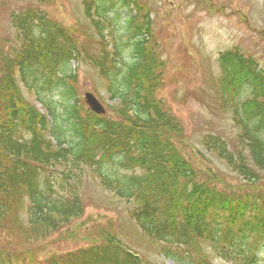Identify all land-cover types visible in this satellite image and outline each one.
I'll use <instances>...</instances> for the list:
<instances>
[{
	"label": "trees",
	"instance_id": "1",
	"mask_svg": "<svg viewBox=\"0 0 264 264\" xmlns=\"http://www.w3.org/2000/svg\"><path fill=\"white\" fill-rule=\"evenodd\" d=\"M80 1L91 21L119 7L135 16L125 18L114 41L107 42L98 30L97 54L81 48L74 29L58 26L38 9L11 16L17 47L0 53V234L23 244L37 242L79 219L85 210L80 190L90 170L104 191L132 205L129 219L162 245L166 259L213 264L202 245L208 243L228 264H259L257 252L264 253L261 66L236 49L218 57L220 99L238 131V151L213 135L202 144L247 185L241 192L218 189L201 180L181 154L174 143L180 125L156 99L164 62L151 39L147 11L138 0ZM72 62L98 71L114 103L110 115L84 109ZM22 86L57 89L61 123L56 124L60 117L54 111L41 113L29 104ZM39 104L48 108L44 100ZM99 235V243L49 257L45 264H144L116 234L101 230ZM19 243L0 251V264L30 261L28 250L16 249Z\"/></svg>",
	"mask_w": 264,
	"mask_h": 264
},
{
	"label": "rangeland",
	"instance_id": "2",
	"mask_svg": "<svg viewBox=\"0 0 264 264\" xmlns=\"http://www.w3.org/2000/svg\"><path fill=\"white\" fill-rule=\"evenodd\" d=\"M149 15L151 36L164 62L162 84L156 99L179 123L181 134L174 136V143L181 154L199 174L201 180L212 181L218 189L244 190L245 181L215 155L205 151L202 141L207 135L218 136L229 149L238 151V131L231 121L228 106L223 107L218 88L220 70L218 57L225 51L238 50L242 55L258 62L264 71V0H138ZM40 10L47 19L67 29H74L76 40L87 53H98L102 31L107 42L120 35L125 18L135 16L131 9L108 13L101 21L84 17L80 0H51L41 4L34 1L0 0V53H10L17 47L16 32L11 16L26 9ZM93 18H96L93 16ZM124 44L128 38H123ZM70 71L76 75L75 92L84 109L85 93L93 94L102 104L105 115H110L111 103L105 92V82L98 71L88 64L72 62ZM27 91L22 94L29 104L41 112L54 111L61 123L63 106L57 89ZM47 102L48 108L39 101ZM51 121V119H50ZM81 188L84 213L45 240L23 244L0 234V251L19 243L16 249L31 255L27 264H45L49 257L64 255L101 241L99 233L108 230L144 264H175L166 259L162 245L144 236L128 216V202L118 200L104 191L98 181L86 172ZM264 181V178H263ZM23 244V245H22ZM203 248L209 253L210 263L228 264L208 243ZM15 250V248H10ZM259 264H264V253L257 252ZM20 264V263H19Z\"/></svg>",
	"mask_w": 264,
	"mask_h": 264
},
{
	"label": "water",
	"instance_id": "3",
	"mask_svg": "<svg viewBox=\"0 0 264 264\" xmlns=\"http://www.w3.org/2000/svg\"><path fill=\"white\" fill-rule=\"evenodd\" d=\"M84 102L86 105H88L90 111L94 115H101V116L104 115L105 110H104L102 104H100L98 99L96 97H94L92 94L85 93Z\"/></svg>",
	"mask_w": 264,
	"mask_h": 264
}]
</instances>
